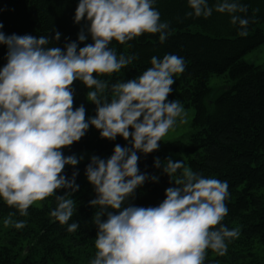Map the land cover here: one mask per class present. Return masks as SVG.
Segmentation results:
<instances>
[{
	"label": "clouds",
	"instance_id": "9594fccd",
	"mask_svg": "<svg viewBox=\"0 0 264 264\" xmlns=\"http://www.w3.org/2000/svg\"><path fill=\"white\" fill-rule=\"evenodd\" d=\"M188 17L208 18L213 13L208 0H187ZM155 0H78L74 22L85 21L78 40L64 48L49 46L61 34L6 35L0 31V45L7 47L6 63L0 68V199L21 216L28 215L34 203L55 196L57 206L50 216L68 224L75 212L72 194L78 169L71 177L66 166H76L83 157L64 155V149L79 142L90 126L101 139L122 137L128 146L116 144L107 159L93 155L85 175L96 198L90 206L102 209L95 214L97 228L95 257L90 264H204L208 250L225 255L226 241L239 236L221 222L228 214V182L206 178L171 158L161 168L174 186L165 189V199L157 206H136L134 197L148 175L141 173L138 153L150 154L186 112L179 100H168L182 74V57L153 56L151 67L138 77L111 85V99L105 95L108 82L98 76L119 72L133 57L117 56L112 41L124 44L145 33H159L161 43L168 36L169 23L161 22ZM218 13L231 16L239 25L240 36H247L249 19L238 15L247 7L239 0H218ZM3 24L0 23V29ZM92 43H85L88 37ZM79 44H84L79 47ZM80 81L89 91L87 100L95 105V116L87 117L83 104L75 107L73 85ZM180 175L172 180L173 174ZM153 182L158 177L151 176ZM66 190L58 195L59 190ZM9 217L5 225L13 223ZM17 229L25 222H15ZM77 222L68 225L75 232Z\"/></svg>",
	"mask_w": 264,
	"mask_h": 264
},
{
	"label": "trees",
	"instance_id": "16d2710c",
	"mask_svg": "<svg viewBox=\"0 0 264 264\" xmlns=\"http://www.w3.org/2000/svg\"><path fill=\"white\" fill-rule=\"evenodd\" d=\"M218 0H208L213 13L210 17H188L191 9L187 0H155L161 22H168L165 42L157 34H143L124 44L112 41L117 56L133 57L132 62L119 72L98 76L108 82L105 95L111 99V85L138 77L151 67V58L165 54L182 57L185 70L174 75L175 83L168 100L177 99L184 107H192L195 114L192 131L187 141L161 140L158 150L138 153V166L149 179L138 187L130 202L136 206H157L165 199V189L174 186L162 167H154L159 157L162 165L171 158L183 160L188 167L206 178L228 182L226 200L228 214L221 222L238 229L239 236L226 241L228 249L221 256L208 250L204 264H264V67L244 60V55L264 43V0H239L247 7L238 13L249 19L247 36H240L239 25L231 23V16L214 10ZM78 0H0V23L6 35L31 34L53 37L58 31L59 41L49 46L64 48L77 41L85 21L74 22ZM85 43H92L89 36ZM84 44H79L83 47ZM7 47L0 45V68L6 61ZM213 74H227L231 85L212 97L210 85ZM75 107L81 104L86 116H95V105L87 100L89 91L80 81L73 85ZM116 144L128 146L122 137L115 141L101 139L99 131L89 128L86 135L68 148L64 155L83 157L74 169L66 166L69 178L78 169L76 184L79 190L72 194L75 212L68 224L61 225L50 216L57 206L55 196L34 203L27 216H21L14 207L0 199V264H90L94 259L97 228L95 214L102 209L90 206L96 198L93 186L85 175L86 165L93 155L109 158ZM157 176L153 182L151 176ZM180 175L173 174L172 180ZM66 190H59L63 195ZM11 217L13 223L4 224ZM25 226L17 229L15 222ZM73 222L79 224L75 232L67 230Z\"/></svg>",
	"mask_w": 264,
	"mask_h": 264
},
{
	"label": "rangeland",
	"instance_id": "374dc122",
	"mask_svg": "<svg viewBox=\"0 0 264 264\" xmlns=\"http://www.w3.org/2000/svg\"><path fill=\"white\" fill-rule=\"evenodd\" d=\"M244 60L249 63L261 65L264 67V43L259 47L247 52L244 55ZM210 85L214 88L212 97L219 94L227 86L231 85V80L227 74H213L210 79ZM184 107V106H183ZM186 117L184 122L181 123L178 119L177 124L173 129L169 130L168 134L162 139L164 141L182 140L187 141L192 131V120L195 114V110L192 107H184ZM185 165L188 167L187 162ZM38 203V202H36Z\"/></svg>",
	"mask_w": 264,
	"mask_h": 264
}]
</instances>
